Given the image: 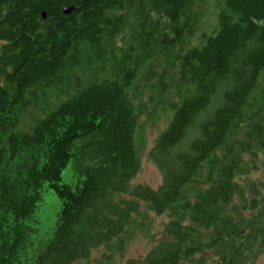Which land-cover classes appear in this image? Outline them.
<instances>
[{"label":"trees","instance_id":"1","mask_svg":"<svg viewBox=\"0 0 264 264\" xmlns=\"http://www.w3.org/2000/svg\"><path fill=\"white\" fill-rule=\"evenodd\" d=\"M204 2L0 0V264L119 251L141 203L165 237L125 264H257L264 196L236 177L264 151V0H215L201 29ZM157 111L161 184L131 187ZM47 189L60 208L43 232Z\"/></svg>","mask_w":264,"mask_h":264},{"label":"rangeland","instance_id":"2","mask_svg":"<svg viewBox=\"0 0 264 264\" xmlns=\"http://www.w3.org/2000/svg\"><path fill=\"white\" fill-rule=\"evenodd\" d=\"M214 1L205 0L203 3L205 19L201 23V29H206L215 21L213 15ZM168 117L169 112L167 111H157L155 112V116L149 119L145 115L141 117L142 143L138 152L140 168L131 180V187L142 184L157 189L161 184V174L149 159L148 152L158 135L165 128ZM242 163L247 168V172L236 177L242 195L245 199H250L252 188H255L260 190L264 196V151L256 150L254 156H251L249 153L243 154ZM62 179L69 181V169L62 172ZM122 197L128 198L127 195ZM243 199L240 197L235 198V203L239 204ZM59 208L60 204L56 195L50 189H47L44 192V205L41 207L43 232L49 231L52 227ZM141 211H147V217L138 219L136 225L129 229V237L125 239L121 250L108 251L104 246H100L91 251L89 258L79 260L73 264H125L128 259L143 258L158 240L165 237L163 226L168 217L166 214L156 215L146 210L143 203H141ZM257 264H264V251L259 255Z\"/></svg>","mask_w":264,"mask_h":264},{"label":"water","instance_id":"3","mask_svg":"<svg viewBox=\"0 0 264 264\" xmlns=\"http://www.w3.org/2000/svg\"><path fill=\"white\" fill-rule=\"evenodd\" d=\"M74 8L73 7H68V8H63L62 12L64 15H68ZM42 19H45V13H42Z\"/></svg>","mask_w":264,"mask_h":264}]
</instances>
